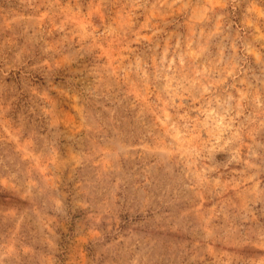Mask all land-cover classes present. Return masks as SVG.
Listing matches in <instances>:
<instances>
[{
	"label": "rangeland",
	"instance_id": "1",
	"mask_svg": "<svg viewBox=\"0 0 264 264\" xmlns=\"http://www.w3.org/2000/svg\"><path fill=\"white\" fill-rule=\"evenodd\" d=\"M0 264H264V0H0Z\"/></svg>",
	"mask_w": 264,
	"mask_h": 264
}]
</instances>
